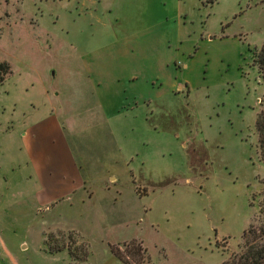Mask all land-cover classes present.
I'll list each match as a JSON object with an SVG mask.
<instances>
[{"label":"rangeland","instance_id":"obj_1","mask_svg":"<svg viewBox=\"0 0 264 264\" xmlns=\"http://www.w3.org/2000/svg\"><path fill=\"white\" fill-rule=\"evenodd\" d=\"M263 40L264 0H0V264H226L264 198ZM49 114L84 181L55 201L22 137Z\"/></svg>","mask_w":264,"mask_h":264},{"label":"crops","instance_id":"obj_2","mask_svg":"<svg viewBox=\"0 0 264 264\" xmlns=\"http://www.w3.org/2000/svg\"><path fill=\"white\" fill-rule=\"evenodd\" d=\"M22 137L40 186L37 194L42 199L55 201L72 197L81 190L84 181L79 166L55 115L35 120L26 127Z\"/></svg>","mask_w":264,"mask_h":264},{"label":"trees","instance_id":"obj_3","mask_svg":"<svg viewBox=\"0 0 264 264\" xmlns=\"http://www.w3.org/2000/svg\"><path fill=\"white\" fill-rule=\"evenodd\" d=\"M259 76L264 85V40L260 45L254 58ZM11 73L9 64L0 60V83ZM255 130L257 133V144L261 158L264 160V109L261 110L255 120ZM258 223L250 224L242 232L241 241L237 251L231 253L226 264H264V198L259 204ZM135 254H140L142 249L136 247ZM114 255L125 264L128 260L123 257L119 250H114Z\"/></svg>","mask_w":264,"mask_h":264}]
</instances>
